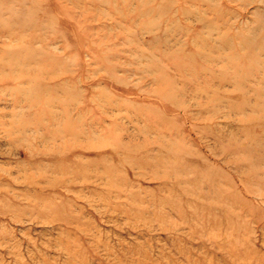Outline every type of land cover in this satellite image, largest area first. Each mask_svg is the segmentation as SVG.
Segmentation results:
<instances>
[{
    "label": "rangeland",
    "instance_id": "1",
    "mask_svg": "<svg viewBox=\"0 0 264 264\" xmlns=\"http://www.w3.org/2000/svg\"><path fill=\"white\" fill-rule=\"evenodd\" d=\"M0 264H264V0H0Z\"/></svg>",
    "mask_w": 264,
    "mask_h": 264
}]
</instances>
